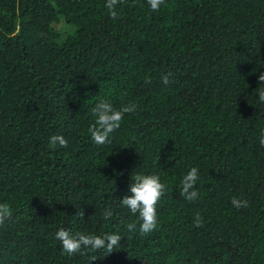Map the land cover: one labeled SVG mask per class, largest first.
Returning a JSON list of instances; mask_svg holds the SVG:
<instances>
[{
    "label": "trees",
    "instance_id": "trees-1",
    "mask_svg": "<svg viewBox=\"0 0 264 264\" xmlns=\"http://www.w3.org/2000/svg\"><path fill=\"white\" fill-rule=\"evenodd\" d=\"M105 4L0 0V264H264V0H121L116 19ZM105 100L137 108L97 145ZM132 174L166 186L148 235L120 203ZM60 228L122 237L70 256Z\"/></svg>",
    "mask_w": 264,
    "mask_h": 264
},
{
    "label": "clouds",
    "instance_id": "clouds-1",
    "mask_svg": "<svg viewBox=\"0 0 264 264\" xmlns=\"http://www.w3.org/2000/svg\"><path fill=\"white\" fill-rule=\"evenodd\" d=\"M121 0H106L105 7L109 9L111 18H117V12L115 8ZM148 5L152 11H159L161 5L165 4V0H147ZM172 74L162 76V82L168 85L170 76ZM259 82L264 84V73L260 74ZM260 101L264 102V91L259 92ZM137 108V105L130 104L125 105L120 109H115L108 101H101L93 109V113L96 116L95 124L89 129L91 139L97 145H104L110 142V135L120 128L121 122L124 119L125 114L133 113ZM68 141L62 135H53L50 137L49 145L55 149L57 145L61 148L67 147ZM261 146H264V138L260 140ZM199 179L198 169L193 167L182 179V191L183 196L187 201L193 202L198 198V191L194 190L195 185ZM166 190L165 184L161 183L158 175H143L135 174L131 176V184L129 187L130 195L124 196L121 200V206L127 208L132 214H139V218L142 221L139 227L141 235H148L155 231L158 227L157 208L156 206L160 202ZM233 207L240 209L246 208L248 202L246 200L233 197L231 200ZM113 215L111 210H106L103 213V219L107 220ZM11 216L10 208L7 204L0 203V225L9 219ZM78 216L83 217L84 212H78ZM196 227H202L201 218L197 215L195 221ZM128 230L132 231L136 228L135 224H128ZM121 235L109 234L104 236H97L84 233H75L60 228L55 238L60 241L62 245V252L70 256L75 254H85V250L90 252H96L100 249H104L107 254H111L115 248L120 246ZM90 264L97 260L95 256L89 257Z\"/></svg>",
    "mask_w": 264,
    "mask_h": 264
}]
</instances>
